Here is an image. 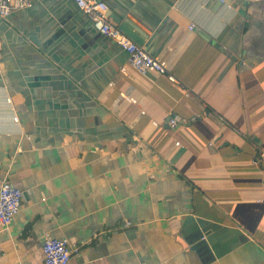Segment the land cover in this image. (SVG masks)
I'll return each instance as SVG.
<instances>
[{
    "label": "crops",
    "instance_id": "1",
    "mask_svg": "<svg viewBox=\"0 0 264 264\" xmlns=\"http://www.w3.org/2000/svg\"><path fill=\"white\" fill-rule=\"evenodd\" d=\"M30 1L0 18V183L23 192L0 264L47 236L70 264H202L187 216L246 237L206 264H264V0H95L168 62L145 75L71 0Z\"/></svg>",
    "mask_w": 264,
    "mask_h": 264
},
{
    "label": "built area",
    "instance_id": "2",
    "mask_svg": "<svg viewBox=\"0 0 264 264\" xmlns=\"http://www.w3.org/2000/svg\"><path fill=\"white\" fill-rule=\"evenodd\" d=\"M77 8L82 11L90 20L98 32L116 41L127 54L125 64L120 68V73L126 75L128 71H134L138 74L145 75L148 73L167 74L168 62L160 57L149 55L144 49L131 41L119 28L112 22L107 15V7L103 2L95 0H71ZM223 3V0H220ZM31 7L30 0H0V18L4 19L11 13ZM195 28L190 23L188 30ZM170 81L172 76H168ZM121 97L132 104L136 101L125 93ZM16 120V119H15ZM171 128L177 126L178 119L171 118L168 120ZM156 125V123H153ZM213 143L210 142L211 146ZM176 146L179 144L176 143ZM23 200V192L8 181L0 183V228H6L12 219L20 212ZM42 264H70L73 253L77 249L71 250L68 247L67 240L57 239L47 236L42 244Z\"/></svg>",
    "mask_w": 264,
    "mask_h": 264
},
{
    "label": "water",
    "instance_id": "3",
    "mask_svg": "<svg viewBox=\"0 0 264 264\" xmlns=\"http://www.w3.org/2000/svg\"><path fill=\"white\" fill-rule=\"evenodd\" d=\"M59 25L51 30L50 39H57L63 34V23L58 20ZM116 23H119L118 20ZM118 28L134 43L141 45L142 42L137 38L133 29H129L124 24ZM181 228L184 232V242L195 252L202 264H206L218 257L219 251L224 247L232 248L243 238L241 230L237 228H228L215 224L208 220L187 216L184 218ZM214 245H218L214 248Z\"/></svg>",
    "mask_w": 264,
    "mask_h": 264
}]
</instances>
